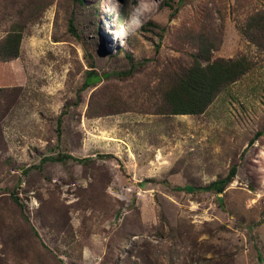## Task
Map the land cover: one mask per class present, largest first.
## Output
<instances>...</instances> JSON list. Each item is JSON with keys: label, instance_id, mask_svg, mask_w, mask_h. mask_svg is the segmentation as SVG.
<instances>
[{"label": "rangeland", "instance_id": "obj_1", "mask_svg": "<svg viewBox=\"0 0 264 264\" xmlns=\"http://www.w3.org/2000/svg\"><path fill=\"white\" fill-rule=\"evenodd\" d=\"M263 6L0 0V42L23 33L0 60V264H264V51L240 30ZM244 56L204 113H165L195 59Z\"/></svg>", "mask_w": 264, "mask_h": 264}, {"label": "trees", "instance_id": "obj_2", "mask_svg": "<svg viewBox=\"0 0 264 264\" xmlns=\"http://www.w3.org/2000/svg\"><path fill=\"white\" fill-rule=\"evenodd\" d=\"M77 1L82 2L83 0ZM71 28H73L72 23ZM240 30L245 38L264 51V6L251 14ZM22 36L21 30H15L0 42V60L7 61L19 57ZM207 59L209 60L206 65L195 59L191 66L176 75L166 94L167 104L164 108L166 114L200 115L204 113L226 86L240 79L251 67L250 61L245 56L229 60L218 58L210 61L209 57ZM97 81H100V77L88 76L85 84L89 86ZM58 122L59 125L62 123L61 117ZM261 134L262 131L258 132L256 137ZM69 158L74 159L72 155L66 154L47 157L43 161ZM236 173L237 166L233 165L225 178L219 179L203 189L221 193L226 185L233 181Z\"/></svg>", "mask_w": 264, "mask_h": 264}, {"label": "bare ground", "instance_id": "obj_3", "mask_svg": "<svg viewBox=\"0 0 264 264\" xmlns=\"http://www.w3.org/2000/svg\"><path fill=\"white\" fill-rule=\"evenodd\" d=\"M136 23H138V21L136 20V18L133 15L131 17V19L129 20V22L127 23V25H135Z\"/></svg>", "mask_w": 264, "mask_h": 264}]
</instances>
